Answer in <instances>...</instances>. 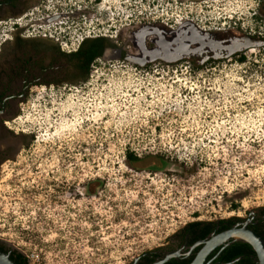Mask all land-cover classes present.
<instances>
[{"label":"rangeland","instance_id":"1","mask_svg":"<svg viewBox=\"0 0 264 264\" xmlns=\"http://www.w3.org/2000/svg\"><path fill=\"white\" fill-rule=\"evenodd\" d=\"M102 1L121 55L38 87L7 135L17 151L0 174V241L28 264H128L185 225L264 208V59L231 46L263 32L251 17L264 21V0ZM194 26L205 42L182 40ZM160 28L177 65L128 59L155 50L147 34Z\"/></svg>","mask_w":264,"mask_h":264},{"label":"flooded vegetation","instance_id":"2","mask_svg":"<svg viewBox=\"0 0 264 264\" xmlns=\"http://www.w3.org/2000/svg\"><path fill=\"white\" fill-rule=\"evenodd\" d=\"M65 1L0 0V174L4 172V161L14 158L17 151V146L7 141V135H12L11 128H17L23 102L31 98L38 87L78 83L85 78L84 70L104 59L106 51L111 52V57L121 55L116 48L117 40L113 42L103 33L104 27L114 28L117 20H103L102 14L96 12L102 7V0H70L69 7ZM251 21L263 32L238 34L231 46L241 50L258 45L264 59V21L256 15ZM196 38L198 36L194 35ZM192 44L190 42V46ZM176 45L175 52L139 64L145 68L150 67L146 64L157 61L177 65L178 41ZM149 47L148 51L153 49ZM191 51L186 47L185 52L190 54ZM210 223L185 225L163 244L141 253L128 264H196L211 239L223 232L245 227L262 238L264 214L258 209L245 217ZM0 251L9 256L20 253L2 241ZM232 255H235L233 259ZM242 258L257 263L252 247L244 240L231 237L213 247L200 264H236Z\"/></svg>","mask_w":264,"mask_h":264},{"label":"water","instance_id":"3","mask_svg":"<svg viewBox=\"0 0 264 264\" xmlns=\"http://www.w3.org/2000/svg\"><path fill=\"white\" fill-rule=\"evenodd\" d=\"M231 237H235L237 239H241L247 242L252 247L253 251L257 256V263L264 264V241L257 234L246 229L245 227L241 229H232L213 237L211 241L207 244L205 253L201 255V259L196 264H200L202 259L209 253V251L213 247H215L219 243ZM0 264H16V263L10 258L8 254H5L0 251Z\"/></svg>","mask_w":264,"mask_h":264},{"label":"bare ground","instance_id":"4","mask_svg":"<svg viewBox=\"0 0 264 264\" xmlns=\"http://www.w3.org/2000/svg\"><path fill=\"white\" fill-rule=\"evenodd\" d=\"M116 3V2H115ZM194 28V31H193V29H189L188 31H189V33L188 32H184V34L183 35H185V36H182V40H184V41H187L188 40V38H187V35L186 34H189L190 35V37H191V40H192V42H195L196 41V39H194V35L197 37V36H200V35H202L201 33H200V31L198 30V29H196V27L194 26L193 27ZM156 30V29H155ZM160 30H161V28L159 29V31L158 30H156L157 32H159V33H155V35H148L147 34V36H149L148 38H147V40H148V42H150V43H155L156 44V49L154 50V52L152 53V51H147L146 49L145 50H143V49H139L138 47L136 48V47H134V54L133 55H131V56H127L128 57V59H145V60H147V59H151V58H154V57H158V56H161L162 54H165V53H167V52H170L171 53V51L172 52H175L176 50H170V49H167L166 48V46H169L168 44L171 42V38H172V34H168V35H166V36H164V35H162L161 33H160ZM145 34V33H144ZM144 36V35H143ZM143 36H141V37H143ZM178 37H179V35H178ZM178 37H176V39L178 40ZM179 38H181V37H179ZM174 39V38H173ZM206 38H202V39H200V41L199 42H202L203 40H205ZM130 42L131 41H134V40H132V39H130L129 40ZM173 41V40H172ZM203 42H205V41H203ZM160 53V54H159ZM109 54H111L110 53V51H106L105 52V54H104V58H107V56L109 55ZM155 54H159V55H155ZM129 55V54H128ZM155 55V56H154ZM99 109H101V106L100 105H98V106H96V108H95V112H94V119H96L97 117V114H99ZM92 122H96V121H92Z\"/></svg>","mask_w":264,"mask_h":264},{"label":"trees","instance_id":"5","mask_svg":"<svg viewBox=\"0 0 264 264\" xmlns=\"http://www.w3.org/2000/svg\"><path fill=\"white\" fill-rule=\"evenodd\" d=\"M243 58L242 57H239L238 58V62L242 63L243 62ZM89 71L90 69L89 68H86L84 70V73H85V78L84 80L87 78L88 74H89ZM127 160H128V164L127 166L132 168L133 167V164L138 162L139 160L133 156L132 154L128 153L127 154ZM261 212L264 214V208H261L260 209ZM192 224H205V225H208V224H211L210 222H205V223H202V222H195V223H192ZM263 240H264V230L260 233ZM249 247V246H248ZM235 257V255H232L231 259H233ZM10 258L16 263V264H28L27 260L20 254V253H17V254H12L10 255ZM236 264H254L252 262L251 259H248V258H242V260H239L236 262ZM257 264V263H256Z\"/></svg>","mask_w":264,"mask_h":264},{"label":"clouds","instance_id":"6","mask_svg":"<svg viewBox=\"0 0 264 264\" xmlns=\"http://www.w3.org/2000/svg\"><path fill=\"white\" fill-rule=\"evenodd\" d=\"M233 18H234V19H237V20H239V19H240V17H239V18H237L236 16H234ZM233 18H231V20H232Z\"/></svg>","mask_w":264,"mask_h":264},{"label":"built area","instance_id":"7","mask_svg":"<svg viewBox=\"0 0 264 264\" xmlns=\"http://www.w3.org/2000/svg\"><path fill=\"white\" fill-rule=\"evenodd\" d=\"M26 258H27L28 260H30V257L26 256Z\"/></svg>","mask_w":264,"mask_h":264}]
</instances>
